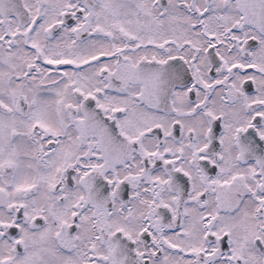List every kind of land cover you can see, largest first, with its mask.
Returning a JSON list of instances; mask_svg holds the SVG:
<instances>
[{
	"label": "snow or ice",
	"instance_id": "obj_1",
	"mask_svg": "<svg viewBox=\"0 0 264 264\" xmlns=\"http://www.w3.org/2000/svg\"><path fill=\"white\" fill-rule=\"evenodd\" d=\"M0 264H264V0H0Z\"/></svg>",
	"mask_w": 264,
	"mask_h": 264
}]
</instances>
